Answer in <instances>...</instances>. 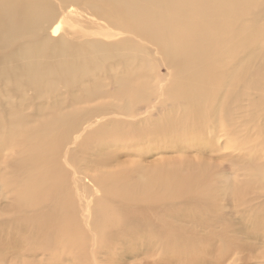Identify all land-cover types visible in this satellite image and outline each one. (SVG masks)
Returning <instances> with one entry per match:
<instances>
[{
  "label": "bare ground",
  "instance_id": "bare-ground-1",
  "mask_svg": "<svg viewBox=\"0 0 264 264\" xmlns=\"http://www.w3.org/2000/svg\"><path fill=\"white\" fill-rule=\"evenodd\" d=\"M62 1L72 2L82 10L105 21L102 25H98V27L100 26L99 30L108 35L114 34V40L104 43L100 39H89L73 44L61 36L54 38L52 36L59 34V31L63 29L61 22L64 21V18L55 17L56 10L53 1L0 0V51L4 52L8 61H25L24 79L26 84L34 85L40 92L45 85V79L54 75L56 67L53 66L55 67L53 70L50 65L40 64L36 58L38 55L61 56L64 60L63 64L60 63L63 65L61 68L67 71V74L72 75L76 73V69H82L84 72L92 60L99 63L103 58L120 55L121 50H126L124 55L126 59L124 60L127 62L126 66L127 64L129 66L123 72L119 70L122 73L116 78V83L125 84L120 85L116 94L110 96L120 97L118 99L124 101L122 107L128 114L134 113L135 106L141 102L144 103L143 101L147 100V95L151 94L150 91L153 87L150 86V82L140 81V79L147 80L145 74L149 73L156 64H163L168 69L167 83L162 88L164 92L160 91L161 98L162 94L164 96L162 108L167 103L165 101H170L173 104L181 101L182 104L179 105L185 106L183 109L177 103V114L172 118L167 116L172 107L167 103L170 108L165 106L164 109H168V113L163 114L164 117L161 120L157 119L161 122L156 121V124L150 129L147 128L149 124L147 127L145 126L146 130L140 134V137L134 138L135 144H139V140L141 143L147 140L151 144L152 142L156 143H153V146L168 144L170 146L171 143L177 144L180 141H192L195 145L203 143L201 140L205 136L202 134V128L214 126L217 114L213 115L212 113L214 105H217L213 104L212 100H217L220 94L225 101L234 94L237 99L233 101L234 107H231V113L237 108V113L240 112L244 118H239L241 121L236 120L237 123H235V119H222L219 129L221 136H225L226 140L232 139L237 124L246 126L245 120L247 122V119H245L246 114L244 113L256 105L249 102L253 98L251 93H248V89L253 88L256 84L261 86L260 82L262 79L264 80V76L259 75L258 78L249 76L250 69L248 68L249 71L244 70L247 64L241 65L229 74L226 73V69L230 66V60L232 58L235 60V57L245 50L249 42L263 46L262 40L259 38L261 37L264 41V18L261 22L256 23L250 16L254 8H257V4L264 3V0ZM96 33L99 31L96 30ZM17 40L28 44L17 50L14 47ZM144 43L154 45L155 51L150 53L145 50ZM14 50H16L15 53ZM71 54L72 56H81L80 60L77 63L66 62L67 60L64 58ZM88 55L91 57L88 58ZM237 63L236 61L231 64L230 68ZM14 66L7 68L3 74H11L15 70ZM247 77L248 82H253V85L247 82ZM227 81L230 83L229 93L223 94L224 88L221 87H225ZM48 88L52 89V84ZM95 92L98 91L95 90ZM155 93L152 94L155 95ZM159 100L156 101L159 102ZM157 102L153 106L151 105L153 112L161 108L157 107ZM258 102L259 105H264V86L258 95ZM247 104L248 109H246ZM243 106L246 107L243 109ZM179 108L181 111L178 116ZM172 109L174 108L172 107ZM220 111L222 113V110ZM143 113L148 114L149 111L146 110ZM149 115L145 117L149 119ZM183 115L184 118H182ZM248 115L250 119L252 116L249 113ZM80 120L81 115L73 107L63 112V115L47 118L39 127L29 128L26 124H21L17 127L19 132L17 139L8 140L4 137L0 142V148L14 147L18 149L19 154L24 156L22 160L19 159L18 165L22 172L34 173L33 179L16 192L17 196L13 203L8 206L4 205L2 202L9 196L0 198V259L10 257L14 263L17 260L18 264H78L77 249L83 248V252L86 251L84 234H76L73 227V225L80 226L76 222L68 223V225L66 223L57 224L56 220L62 208H54L56 204L54 201L62 192H64V199L67 200L66 205L70 202L67 187L71 192L72 188L63 177L59 178L61 183L57 181L55 173L60 160L53 161L52 155L58 151L57 145L67 139L71 129L76 130L75 124L78 126ZM184 126L192 130L191 137L188 136L189 132ZM113 128L98 129L99 132L96 133L98 141L105 140L109 134L117 135L116 131H112ZM207 130L205 133L210 134V131ZM138 132L134 134L137 135ZM236 137L239 136L236 135ZM149 142L147 141V143ZM226 143L227 148L230 142ZM258 144L261 146L257 147ZM230 146L231 149L234 148L232 147L234 145ZM244 147L246 148L245 152H252L255 149L264 152V141L259 139L249 148L245 145ZM230 152L232 151L229 150ZM31 156H35V159L32 160ZM161 164L171 165L172 169L171 166L168 167L169 170L163 166L148 169L143 174L140 186L124 184L117 195L118 197L111 195L110 186L105 189L102 185L100 190L103 193L98 199L95 201L86 200V208L93 207L92 213L85 219L87 230L97 232L96 238L100 237L102 242L96 243L98 245L96 247L93 245L91 249H100L104 257H108L109 264H121V261L125 262L123 260L128 256L140 258L139 264H264V235L257 234L251 229H247V232L239 231V228V230L230 229V227H234L231 225L232 223L225 221L227 220L225 214L220 215L216 211L219 205H215L217 203L215 186L211 184L205 186L206 184L202 183L204 178L202 170L199 174L181 173L177 168H173V166H177L176 161L167 160ZM46 165L49 169L47 173L43 171V169H47ZM243 180L240 183H243ZM102 181L103 179H100L99 182ZM243 184L246 186V183ZM236 185L234 182L230 186L227 184L224 193L236 200V206H238L239 201L243 202L239 196V190L242 188L238 187V193L234 192ZM229 187L232 188V191L225 190ZM109 198L114 199L116 203L112 210L114 224L97 223V215L104 214L108 210L106 199ZM163 199L167 200L157 203ZM243 200L251 203L250 200ZM245 202L243 205L247 204ZM190 206L196 207L197 211L187 213V218L182 223L183 226L170 224L157 228L155 236L159 240L147 239L137 244L132 239L124 249L123 247L121 250H119L120 247L115 249L118 244L113 247L116 241L120 240L119 242H121L125 229H129L128 232L132 235L144 225L155 226V222H139L135 226H128V222L137 218L138 215L141 220L144 214L152 212L154 209L157 210L156 212L171 209L170 214L175 215L178 214L177 208L187 209ZM251 206L249 204L246 208ZM31 207L36 208L38 215L30 213ZM39 209L42 211L40 216ZM122 213L123 215H121ZM119 215H121L120 219L117 218ZM38 218H41V222H38ZM164 220L171 221L172 219L169 217ZM222 220L225 221V225L219 227L223 228L213 229ZM189 223L194 224L190 225ZM119 231H123V234L116 233ZM250 233H252L251 239L243 240L245 239L243 235ZM97 254L99 253L93 254V259H96ZM115 256L116 259L113 258ZM102 261L103 263L97 261L95 263L106 264L105 262H107L105 258H102ZM84 262L90 263L88 256Z\"/></svg>",
  "mask_w": 264,
  "mask_h": 264
},
{
  "label": "rangeland",
  "instance_id": "rangeland-1",
  "mask_svg": "<svg viewBox=\"0 0 264 264\" xmlns=\"http://www.w3.org/2000/svg\"><path fill=\"white\" fill-rule=\"evenodd\" d=\"M51 1H53L54 9L56 10L55 17L64 18V21L61 22V24L63 23V29L59 31V34L52 37L58 38L61 36L73 44H78L83 40L89 39H100L103 40L104 43L114 40V34L108 35L99 30L100 26L98 27V25H102L105 21L100 20L94 14L82 10L69 1ZM256 7L257 8H254L250 17L258 23L264 18V3L259 2ZM96 30H98L99 33H96ZM259 40H262L263 46L256 45L255 42H249L245 50L235 57V60L238 63L232 68H230L231 64H234L236 61L233 58L230 60V66L226 69V73L229 74L238 69L241 65L247 64V67L244 68V70L249 71L250 69L249 76L255 78H258L259 75L264 76V68H260L261 66L264 67V41L261 37ZM27 44V42L17 40L14 47L19 50ZM143 47L150 53L155 51L154 45L150 43H144ZM15 51L16 50H14V53ZM125 52L126 50H121L119 52L120 55L103 58L99 63L92 60V63H89V66L84 72L82 69H76V73H73L72 75L67 74V71L61 68L64 63L61 56H55L52 54L46 56L38 55L36 58L40 64L56 67L54 75L45 79V85L39 92L34 85L25 83V61H8L4 52L0 51V142L4 137L8 140H11V138L17 139L19 137L17 127L21 124H26L29 128L36 126L39 127L43 125L47 118L63 115V112L68 111L73 107H75L76 111L81 115L79 125L77 126V124H75L74 128L76 130L73 131L71 129L70 133L67 135V139L59 145H57L58 143L56 144L58 151L52 155L53 161H61H59L60 164L59 166L57 165L58 170L55 173L57 181L61 183L59 178L63 177L66 179L69 187L72 188L71 192L67 187L70 199V202H68L67 205V200L66 198L64 199V192H62V194H60L54 201V203H56L54 208H62L59 212L56 223H66L68 225V223L72 224L76 222L80 226L73 225L76 234H84L86 238V245H84L87 247L86 251L83 252V248L77 249L78 253L76 255L79 256L78 264H87L84 262V259H87V256L90 261L88 264H97L95 262L102 261V258H105L108 262L105 263L109 264L108 257H104V254L103 252H100V249H91L93 248V245L96 247L98 245H96V243H100L101 239L100 237L96 238L98 235L97 232L87 230L85 219L92 213L91 210L93 207L87 209L85 205V203H87L86 200L92 199L95 201V199H98L103 193V191L100 190V187H103L102 185H104L105 189L110 186L109 192L111 195L113 197H118L117 195L120 193L124 184L140 186L143 174L148 169L155 166L170 167L171 165L161 164L165 163L167 160L176 161L177 166H173V168H177L181 173L199 174L201 170L204 172L202 183L204 185L206 184L205 186L209 184L215 186V189L217 190V203H215V205H219L216 211L220 215L225 214L227 218L225 221H228V223L231 222V225L234 226L230 227L231 230L240 229L239 231L244 230L247 232V229H251L257 234L264 235V152L258 149H255L252 152H245L244 150H246V148H243L244 145L249 148V146L259 139L264 141V105H259L258 102V95L264 86V80L262 79L260 82L262 87L256 84L253 88L250 87L248 89V93H251L253 98L249 102L252 105H256L254 108H249V110L244 113L246 114L245 119H247V122L245 120L246 126L241 124H237L236 126L235 124L236 128L233 135L234 138L232 139L226 140L225 136H221L219 129L222 119H235L234 121L237 123V121L244 118L241 116L240 112L237 113V108L231 113V107H234L233 101H235L237 97H234L233 94L230 99L225 101L220 94L218 95V98L220 99L217 98V100H212V103L217 105H214L212 113L213 115L217 114L215 116L216 118L214 117V126L212 128L210 126L203 127L204 129L202 128V134L205 136L201 140L203 143H197V145H195L192 141H177V144L171 143L170 146L169 144L165 146H153L152 144L154 142L151 144V142L147 140L149 143H147V141L141 143L139 140V144H135L134 138L137 139L140 137V134L146 130V128H144L145 126L147 127L149 124L147 128L150 129L156 124L158 118L161 120V118L164 117L163 114L166 115V113H168V109H164L165 106L170 104L169 106L172 105L174 108L172 109L171 107V111L169 110L172 115L169 113L167 114V116L172 118L177 114V105L183 109L185 106H180L182 104L181 101L180 103L178 101V104L176 102L173 104L170 101H165V103L167 102L168 104L166 103L162 108L164 104V96L162 94L161 98L160 91L164 92L162 88L164 84L167 83L168 69L163 64H156L149 73L145 74L148 78L147 80L140 79V81L145 80L148 83L150 82V86L153 87L150 92L151 94L156 92L155 95L152 94L154 95L152 97L151 94H148L146 98L147 100L145 99L146 101H143L144 103L141 102L137 104L134 113L128 114L122 107L124 101L118 99L120 98L118 96H110L114 93L116 94L120 85L125 84L119 82L116 83V78L126 70L127 66H129V64L126 66L127 62L124 60L126 59L124 57ZM130 56L132 57V55ZM80 57L81 56L78 55L72 56L71 54L64 59L67 60L66 62L77 63L80 60ZM89 57L91 56L88 55V58ZM12 65H15V70H13L11 74H3V72ZM55 67H53V70ZM119 70H122V72H119ZM94 71L97 72L95 73ZM106 75L108 77H105ZM246 79L248 82V77ZM50 84H52V89L48 88ZM249 84L253 85V82H250ZM229 87L230 83L227 81V85L221 87L222 89L224 88V92L222 91V93H229ZM95 90L98 92H95ZM156 100H159V102ZM217 101L219 102L218 104ZM156 102L158 103L157 107L161 108L153 112L151 105L153 106ZM160 102L161 104H159ZM169 106L168 108H170ZM245 107L246 106H243V109ZM181 108L178 110V116ZM246 109H248V104ZM146 110L149 111L148 114L143 113L146 112ZM220 110H222V113ZM248 113L252 116V119H249ZM147 115H149V119L145 117ZM236 115L238 116L236 117ZM138 118L140 119L138 120ZM182 118H184V115ZM13 119L16 120L11 122ZM108 127H114L112 131H116L117 135L111 136V134H109L108 138L105 140L98 141L96 133L99 131L97 130H106ZM184 127L189 132L188 136L191 137L192 130L187 126ZM206 130L210 131L209 133L212 135L205 133ZM137 131L139 132L135 135L134 133ZM128 132L130 133L128 134ZM182 135H185V133H182ZM236 135L239 137H236ZM206 137H209L208 140ZM226 142H230V145H234L232 147L235 149H231L229 144L226 148ZM259 146H261V144L257 145V147ZM229 150L232 152L229 153ZM36 154H38V152H36ZM64 154H66V157H64ZM22 157L24 156L21 153L19 154L17 148H0V198L9 196L2 202L4 205L8 206L13 203L17 196L16 192L20 191L19 188L34 177V173L22 172L18 168L19 159L22 160ZM33 159H35V156L32 157V160ZM46 168L47 169H43V171L47 173V170H49L47 165ZM167 170H169V168ZM60 173H62V175H60ZM100 179H103V181L99 182ZM242 180L243 183H246V186L245 184L240 183ZM233 182L237 184L234 188V192L238 193L237 188H242L239 190V196L242 198L241 200L243 202L239 201L240 204H238V206H236V200L230 198L224 193L225 186L227 184L230 186ZM231 189L232 188L229 187L225 190L232 191ZM243 199L250 200L251 203L245 202ZM106 200L108 201V205L106 206L108 207V210L107 212H104V214H98L96 220L97 223L113 225L114 217H112V210H114L116 203L114 199L109 198ZM166 200L167 199H163L157 203L159 204L161 201ZM244 202L247 204L243 205ZM249 204L252 206L246 208ZM239 209L243 211L241 212ZM170 210L171 209H164L160 212H156L157 210L155 209L153 211L151 210L152 212L144 214L141 220H139L138 215L137 218L128 222V226H135L139 222H155V226L144 225L132 235L128 232L129 229L124 230L125 234L122 233L123 231L116 232L119 235L123 234V238L121 239V242H119L120 240L118 242L116 241V243L114 242L115 244H113V247L118 244L115 249H118L119 247V250L122 249L121 247L124 249L132 239L135 240L137 244L141 241L144 242L147 239L153 241L154 239L159 240V238L155 236L157 234V228L170 224L183 226L182 223H184L187 218V213L197 211V208L193 206H190L187 209L177 208L176 211L178 214L175 215L170 214ZM144 211L146 212L147 209ZM39 212L40 216L42 211L39 209ZM30 213L32 215H38L36 213V208L34 207H31ZM121 215H123V213ZM121 215L117 216V218L120 219ZM169 217L172 219L171 221L164 220ZM225 221L222 220V222L216 225L215 228L213 227V229L223 228L219 226H224ZM38 222H41V218H38ZM189 224L192 225L194 223ZM92 234L94 235V238ZM243 236L245 237L243 240H246V238L250 240L252 233ZM97 252L99 254L96 255V259H93V254ZM99 255L101 259L99 258ZM113 258L116 259V256ZM115 259L113 260L115 261ZM138 260L141 261L137 256H128L123 260L125 262L121 261V264H139ZM101 261L99 263H103V261ZM0 264H18V262L16 260L14 263L10 257H4L0 259Z\"/></svg>",
  "mask_w": 264,
  "mask_h": 264
}]
</instances>
